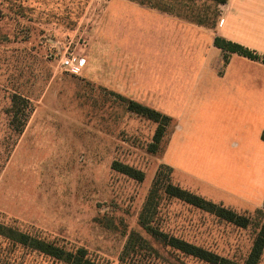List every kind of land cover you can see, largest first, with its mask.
Here are the masks:
<instances>
[{
    "label": "rangeland",
    "instance_id": "rangeland-1",
    "mask_svg": "<svg viewBox=\"0 0 264 264\" xmlns=\"http://www.w3.org/2000/svg\"><path fill=\"white\" fill-rule=\"evenodd\" d=\"M111 1L0 0V223L69 249L83 247L101 264H206L164 248L139 223L155 173L168 161L174 165L169 177L173 184L248 216L251 224L237 228L166 198L150 224L243 263L264 225V204L254 210L234 206L232 196L241 194L237 174L244 168H215L213 162L188 155L183 159L177 140L166 154L172 121L159 151L147 150L157 125L126 110L115 95H130L115 89L127 81L109 79L107 69L132 68V82L133 76L144 75V86L154 92L136 95L138 103L166 114L165 46L155 44V30L143 27L147 23L135 24L138 13L118 4L110 12L124 9L128 16L101 39ZM157 1L156 7L205 27L215 26L224 6L211 0ZM127 33L130 40H125ZM69 51L83 57L79 75L58 66ZM198 57L197 52L191 62L198 63ZM14 94L28 101L16 120L9 111ZM178 104L171 114L178 112ZM23 121L18 134L13 125ZM113 161L140 170L143 181L112 170ZM133 231L153 250L132 258L123 255ZM0 264L62 263L0 236ZM258 264H264V252Z\"/></svg>",
    "mask_w": 264,
    "mask_h": 264
},
{
    "label": "crops",
    "instance_id": "crops-1",
    "mask_svg": "<svg viewBox=\"0 0 264 264\" xmlns=\"http://www.w3.org/2000/svg\"><path fill=\"white\" fill-rule=\"evenodd\" d=\"M116 4L138 13L135 24L142 27V23H147L143 27L155 30V44L157 41L165 46V115L175 123L165 153H169L177 140L180 144L176 148L181 149L183 159L188 155L196 161L213 162L215 168H244L237 174L241 194L232 196L234 206L261 209L264 204V141L261 139L264 132V0H227L213 27L197 25L130 0H112L103 17L101 39L128 16L123 13L124 9L112 14L109 8L117 7ZM125 36V40H130V33ZM215 38L238 44L256 53L258 59L223 51L215 45ZM197 52L202 59L193 63L191 58ZM131 69L108 67L107 77L119 80L123 77L126 84L118 85L115 90L139 102L136 95L151 94L154 90L144 86L147 83L142 79L144 75L133 76L132 82ZM175 102L179 103L178 112L175 114L172 110L174 114H171ZM167 164L174 168L170 162ZM260 192L263 196H255ZM258 198L263 202L256 201Z\"/></svg>",
    "mask_w": 264,
    "mask_h": 264
},
{
    "label": "trees",
    "instance_id": "trees-1",
    "mask_svg": "<svg viewBox=\"0 0 264 264\" xmlns=\"http://www.w3.org/2000/svg\"><path fill=\"white\" fill-rule=\"evenodd\" d=\"M131 1L136 2L142 6L145 5L150 8H154L162 13H168L166 10L156 7L157 0ZM211 1L219 5H225L227 3V0ZM214 43L223 51L235 53L252 60L258 59V55L256 53H253L252 51L238 44H233L220 38H215ZM262 61L264 62V58H262ZM115 96L121 101V103H124L128 112L149 120L157 125L152 137V142L148 145L147 149L150 153H157L159 151V147L163 140V137L165 136L166 128L169 125L171 119L165 114L141 103L130 100L118 94ZM10 102L11 106L9 111L13 113V119L16 120L18 118L19 111L23 107L26 108V106L28 105V101L22 98V96L14 94L10 97ZM13 127L14 130H17V133L19 134L24 127V121L23 123L21 122L20 124L13 125ZM261 139L264 141V132L261 135ZM111 169L139 182L143 181L144 179L143 172L117 161L112 162ZM163 170H166V173L163 172ZM170 173L171 168L166 165H162L160 169L155 173L152 185L149 189L146 201L139 216V223L141 224L142 228L151 238L156 240L164 248H168L183 256L197 259L206 264H239L212 251L193 245L168 233L159 231L157 228L153 227L150 224L157 212V208L162 198L181 202L189 207L212 215L218 220L233 225L237 228L244 229L251 224V219L248 216L237 213L233 209L224 207L220 204L213 203L189 190L183 189L180 186L173 184L169 179ZM0 236L4 237L14 244H18L32 252H36L39 255H42L54 261H58L62 264H101L93 260L89 256L88 251L83 247H74L69 249L65 246H60L52 241H48L37 234H33L29 231H21L13 226L0 223ZM145 241L142 240L141 237H139L137 232H131L123 249V255L125 254L128 257L132 258V256L140 255L142 254V251L148 250L149 248L150 250H153L147 244L148 242ZM263 252L264 225L259 227L247 257L245 258L244 262L240 264H258Z\"/></svg>",
    "mask_w": 264,
    "mask_h": 264
},
{
    "label": "built area",
    "instance_id": "built-area-1",
    "mask_svg": "<svg viewBox=\"0 0 264 264\" xmlns=\"http://www.w3.org/2000/svg\"><path fill=\"white\" fill-rule=\"evenodd\" d=\"M58 66L66 73L79 75L83 67V57L78 53L69 51L59 58Z\"/></svg>",
    "mask_w": 264,
    "mask_h": 264
}]
</instances>
